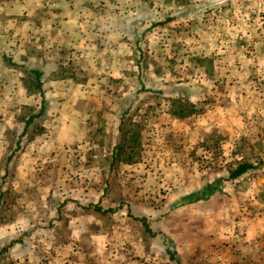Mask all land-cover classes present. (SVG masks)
<instances>
[{
  "label": "rangeland",
  "instance_id": "obj_1",
  "mask_svg": "<svg viewBox=\"0 0 264 264\" xmlns=\"http://www.w3.org/2000/svg\"><path fill=\"white\" fill-rule=\"evenodd\" d=\"M263 161L264 0H0V264H264V167L179 201Z\"/></svg>",
  "mask_w": 264,
  "mask_h": 264
},
{
  "label": "trees",
  "instance_id": "obj_2",
  "mask_svg": "<svg viewBox=\"0 0 264 264\" xmlns=\"http://www.w3.org/2000/svg\"><path fill=\"white\" fill-rule=\"evenodd\" d=\"M27 74H29L30 76H32L33 80H34V86L38 91V96H39V109L37 114L34 117H38L41 116L44 112V105H45V100L43 97V92L41 89V82H40V72L35 69V68H31L27 70ZM34 117H29L28 120L26 121V124L28 122H30V120ZM264 167V161L263 162H259L257 165H251L249 163H242L239 164L237 166H235L234 168L230 169L227 173V176L225 178H218L216 179L213 183H207L206 185H204L201 189L191 192L183 197L180 198V204L183 205H187V204H192L198 201H202L207 199L208 197H210L212 194H214L215 192H217V185L219 182L224 181L226 179H236L238 177H240L241 175L247 173L250 170H253L257 167ZM92 210L96 213H99L101 215H106L112 212L111 209H103L101 208L98 204L92 205ZM134 220H136L140 226L142 227L143 231L148 234V235H152L150 227L146 221V219L144 217H140V218H134ZM167 240V241H166ZM164 247V252L167 255L169 260H176L175 258V254L176 251L174 249V244L171 240H169L167 237L163 243Z\"/></svg>",
  "mask_w": 264,
  "mask_h": 264
},
{
  "label": "built area",
  "instance_id": "obj_3",
  "mask_svg": "<svg viewBox=\"0 0 264 264\" xmlns=\"http://www.w3.org/2000/svg\"><path fill=\"white\" fill-rule=\"evenodd\" d=\"M262 235H263V237H264V226H263V230H262Z\"/></svg>",
  "mask_w": 264,
  "mask_h": 264
},
{
  "label": "crops",
  "instance_id": "obj_4",
  "mask_svg": "<svg viewBox=\"0 0 264 264\" xmlns=\"http://www.w3.org/2000/svg\"><path fill=\"white\" fill-rule=\"evenodd\" d=\"M233 55V54H232ZM263 236V235H262ZM264 238V237H263Z\"/></svg>",
  "mask_w": 264,
  "mask_h": 264
}]
</instances>
